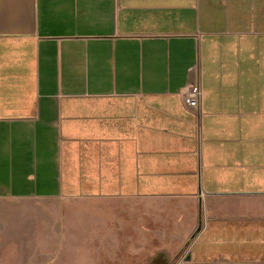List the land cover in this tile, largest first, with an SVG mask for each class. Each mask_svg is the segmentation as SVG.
<instances>
[{
	"label": "crops",
	"instance_id": "obj_1",
	"mask_svg": "<svg viewBox=\"0 0 264 264\" xmlns=\"http://www.w3.org/2000/svg\"><path fill=\"white\" fill-rule=\"evenodd\" d=\"M18 203L42 252L217 264L264 223V0H0V207Z\"/></svg>",
	"mask_w": 264,
	"mask_h": 264
},
{
	"label": "rangeland",
	"instance_id": "obj_2",
	"mask_svg": "<svg viewBox=\"0 0 264 264\" xmlns=\"http://www.w3.org/2000/svg\"><path fill=\"white\" fill-rule=\"evenodd\" d=\"M34 209V205L19 203L0 207V222L8 221L10 216L15 215V221L12 222H16L18 227V235L4 236L0 233V264H88L87 261H73V254H69V242L53 240L47 249L43 247L42 252L39 242H34L30 237L25 238L24 225L32 220ZM243 225L240 230L233 232V237L226 233L223 235L224 239L219 238V242L214 247L211 246L213 253L225 256L218 259L217 264H264V223ZM201 242L195 250L205 245Z\"/></svg>",
	"mask_w": 264,
	"mask_h": 264
},
{
	"label": "built area",
	"instance_id": "obj_3",
	"mask_svg": "<svg viewBox=\"0 0 264 264\" xmlns=\"http://www.w3.org/2000/svg\"><path fill=\"white\" fill-rule=\"evenodd\" d=\"M184 103L189 108H198L202 101V91L199 85L188 86L182 93Z\"/></svg>",
	"mask_w": 264,
	"mask_h": 264
},
{
	"label": "water",
	"instance_id": "obj_4",
	"mask_svg": "<svg viewBox=\"0 0 264 264\" xmlns=\"http://www.w3.org/2000/svg\"><path fill=\"white\" fill-rule=\"evenodd\" d=\"M201 231V227L198 229L197 234ZM190 259H188L187 261H189Z\"/></svg>",
	"mask_w": 264,
	"mask_h": 264
}]
</instances>
